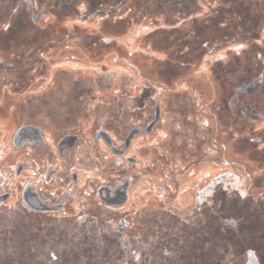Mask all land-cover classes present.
<instances>
[{
    "label": "rangeland",
    "instance_id": "rangeland-1",
    "mask_svg": "<svg viewBox=\"0 0 264 264\" xmlns=\"http://www.w3.org/2000/svg\"><path fill=\"white\" fill-rule=\"evenodd\" d=\"M178 1L168 0L167 8L137 7L117 23L97 19L33 24L28 14L19 22L11 18L10 9L3 13L7 23H0V149H9L10 162L17 159L18 154L10 150L11 135L22 123L39 124L55 140L77 135L70 159L75 166L82 161L78 185L85 202L73 199L67 213L38 216L17 206L14 195L7 206H0V264H69L74 259L71 251L80 252L81 247L78 251L66 247L62 253L58 248L59 258L45 263L38 258L34 239L70 240L66 225L118 221H128L142 234L146 225L163 223L169 227L164 234L174 229L193 236L190 228L197 225L200 240L190 237L189 247L208 251V236L202 235L209 223L208 206L198 205L196 194L224 172L231 174L230 182L242 195L238 205L247 201L248 207H256L264 192V143L259 145L256 136L262 135L264 125L233 119L227 106L232 85L225 47L229 27L236 25L233 20L241 8L229 0H182L186 5L179 8ZM108 35L116 40L108 44L102 38ZM213 47L218 52L208 54ZM19 54L24 60H17ZM242 57L235 58V69L242 66ZM65 63L74 69L62 68ZM135 97H140L136 105ZM157 107L158 124L148 133L144 124ZM142 121L144 127L123 152L124 158L133 156L139 164L126 162L119 178L116 153L101 136L106 133L120 144L130 128ZM131 172L135 182L129 201L118 211L100 204L94 190L101 181L113 185ZM209 172L211 178L206 180ZM86 176L92 182L84 188ZM55 188L63 190L59 185ZM235 195L226 192L225 208ZM215 234L222 235L219 228ZM179 240H175L173 264L181 259ZM88 247L94 254V247ZM215 254L217 259L227 256ZM211 261L201 252L198 263L191 258L183 264Z\"/></svg>",
    "mask_w": 264,
    "mask_h": 264
},
{
    "label": "flooded vegetation",
    "instance_id": "flooded-vegetation-1",
    "mask_svg": "<svg viewBox=\"0 0 264 264\" xmlns=\"http://www.w3.org/2000/svg\"><path fill=\"white\" fill-rule=\"evenodd\" d=\"M229 2L235 7H240L241 10L237 13L236 20H233L236 25L229 27L230 37L225 47L226 61L231 70L228 80L232 85L227 106L233 119L240 117L247 125H264V0H229ZM150 4L167 8L168 0H160V2L159 0H0V23H7L2 16L6 9H10L11 18L13 16L19 22H24V15L28 14L29 21L33 24L87 22L97 19L112 20L117 23L118 19L124 21L129 18V13L133 9L150 7ZM185 5L182 0L177 2L179 8ZM231 21L232 19L229 23ZM102 38L108 44L116 40L113 35ZM217 52L213 47L209 49L208 54L214 55ZM242 55V66L235 69V58ZM17 60H24V55H17ZM63 67L74 69L69 63ZM233 69L235 71H232ZM139 99L140 97L138 99L135 97L133 103L136 105ZM158 111L161 113L160 108L158 110L157 107L148 122L144 124L148 133H151L158 124L155 120ZM144 126L143 121L135 123L120 144L115 143V139L110 136L106 139L109 147L116 153L114 168L119 178L122 177L120 168L126 162L134 167L139 164L133 156L128 155L124 158L123 152L131 147L133 139ZM261 132V136H256L259 145L264 143V127ZM101 137L103 138L104 135ZM77 139L75 134H65L55 140L39 124L19 125L11 135L10 146V150L18 154L17 159L10 162L9 149L6 147L0 149V206H7V202L16 195L17 206L22 210L38 216H55L60 212L67 213L68 205L73 199L85 202V197L79 193L81 187L78 185L82 178L78 171L82 161H77L78 165L75 166L70 159ZM95 161L97 160L93 158V163ZM101 165L103 166V159ZM98 171L102 178L103 168ZM132 174V172L125 173V176L129 175L128 178L124 177L113 185L111 181L102 180L94 190L100 204L106 203L116 207L117 211L120 210L129 201V189L135 182V175ZM209 178H211L210 172L206 180ZM230 179H232L231 174L224 172L212 177L203 189L197 190V204L203 208L208 206L209 223L202 229V235L208 236V251L202 250L200 246L194 251L189 247L190 237L193 240H200L201 231L196 227L197 225L190 228L195 232L193 237L189 233L180 234L174 229H170V234H164L163 230L169 227L163 223L155 226L146 225L148 228L142 234L135 228L132 229L128 221H118L109 225L103 223L66 225L65 235L69 236L70 240L47 241L37 236L34 244L38 258L42 262H50L59 258L56 254L58 248L62 253L64 248L74 246L75 250L81 247L80 252L71 251L74 259H71L69 264H173L170 260L176 252L175 240L181 238L177 246L181 248L179 264H183V260L189 262L191 258L198 263L201 252L209 255V260H212L209 264H264V192L258 196L254 209L248 207L247 201L238 205L236 201L239 200L238 196L242 195ZM85 180L87 184L84 188L92 182L87 176ZM202 180L203 178L199 179ZM261 183L264 191V181ZM58 185L63 189L62 191L55 188ZM230 190L232 194H236L235 201L232 200L230 206L225 208V194ZM149 227H153L152 231ZM218 228L222 233L221 236L215 234ZM37 229L39 230V227L35 226L34 230ZM106 237L109 244L106 243ZM89 245L94 247L95 255L88 249ZM41 246L46 250H42ZM158 250L160 255H157ZM219 252L227 253L224 260L214 257L215 253ZM213 259L216 261L214 262Z\"/></svg>",
    "mask_w": 264,
    "mask_h": 264
},
{
    "label": "water",
    "instance_id": "water-1",
    "mask_svg": "<svg viewBox=\"0 0 264 264\" xmlns=\"http://www.w3.org/2000/svg\"><path fill=\"white\" fill-rule=\"evenodd\" d=\"M104 135V138L107 139L109 138L108 135L106 133L103 134Z\"/></svg>",
    "mask_w": 264,
    "mask_h": 264
}]
</instances>
